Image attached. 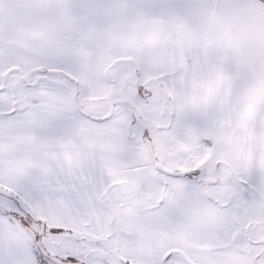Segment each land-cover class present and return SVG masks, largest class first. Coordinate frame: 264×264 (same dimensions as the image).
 <instances>
[{
    "label": "snow or ice",
    "instance_id": "obj_1",
    "mask_svg": "<svg viewBox=\"0 0 264 264\" xmlns=\"http://www.w3.org/2000/svg\"><path fill=\"white\" fill-rule=\"evenodd\" d=\"M0 264H264V0H0Z\"/></svg>",
    "mask_w": 264,
    "mask_h": 264
}]
</instances>
